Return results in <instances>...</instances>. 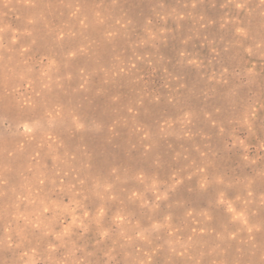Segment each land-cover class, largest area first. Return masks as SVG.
Segmentation results:
<instances>
[{"label": "rangeland", "instance_id": "1", "mask_svg": "<svg viewBox=\"0 0 264 264\" xmlns=\"http://www.w3.org/2000/svg\"><path fill=\"white\" fill-rule=\"evenodd\" d=\"M0 264H264V0H0Z\"/></svg>", "mask_w": 264, "mask_h": 264}]
</instances>
